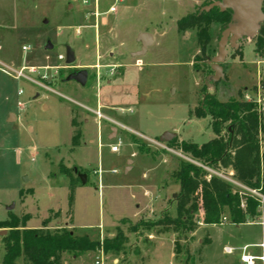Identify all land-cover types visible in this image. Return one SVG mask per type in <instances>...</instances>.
Instances as JSON below:
<instances>
[{
	"label": "rangeland",
	"instance_id": "rangeland-1",
	"mask_svg": "<svg viewBox=\"0 0 264 264\" xmlns=\"http://www.w3.org/2000/svg\"><path fill=\"white\" fill-rule=\"evenodd\" d=\"M214 1L0 0V62L15 70L25 68V76L36 83L0 71V222L9 214L29 213L27 228L41 227L49 216L51 230H72L91 240L101 242L118 230L127 235L117 255L102 250L77 256L64 253L62 264H243L245 245L247 253L261 254L255 245L264 241L259 224L264 214L244 225L214 226L201 224L196 214L197 224L187 237L149 230L143 224L159 218L164 208L175 216L180 187L172 173L181 160L224 172L191 161L172 150L169 142H159L167 131L177 142L197 145L214 138L208 117L189 116L201 106L206 92L219 101L259 98L264 115V50H255L257 35L240 40L237 50L227 47L223 78L210 87L213 72L207 62L216 55L221 25H210L204 54L195 30L177 31L179 19ZM140 33L154 35V42L137 56ZM47 40L52 50H45ZM65 46L75 55L70 65L60 59ZM115 65H122V75H113ZM30 68L35 71L30 73ZM70 70L88 72L85 86L64 81ZM81 105L99 111L106 117L101 122L112 125L118 135L112 141L100 139L96 126L100 119ZM73 118L81 133L76 147ZM116 144L118 151L112 152L111 145ZM128 161L134 162L133 169L125 173ZM61 165L86 175V183L80 182L74 191L69 215L70 180L60 173ZM223 176L232 178L227 172ZM159 232L166 235L156 236ZM5 233L0 229V236ZM225 247L235 250L226 254ZM2 256L0 239V264ZM15 264L25 263L19 259Z\"/></svg>",
	"mask_w": 264,
	"mask_h": 264
},
{
	"label": "trees",
	"instance_id": "trees-1",
	"mask_svg": "<svg viewBox=\"0 0 264 264\" xmlns=\"http://www.w3.org/2000/svg\"><path fill=\"white\" fill-rule=\"evenodd\" d=\"M230 18L229 10L220 12L214 8L209 12L199 14L197 11L195 14L186 15L177 21L176 27L179 33L195 30L200 53L204 54L209 42L210 25L219 23L223 30ZM255 40L256 52L263 51V27H260ZM196 60L199 58H194L193 67ZM189 116L208 117L214 138L202 145L189 141L177 142L173 139L168 143L170 148L191 161L223 170L224 175L227 172L240 184L264 195V154L261 152L264 144V115L257 103L241 98L219 101L215 94L206 92L201 106L193 113L189 112ZM71 123L74 128L72 145L76 147L79 145L81 133L74 118ZM59 171L70 180L69 215L73 194L80 179L74 169L61 165ZM206 176L203 169L181 160L177 170L172 173L173 180L180 187L175 200V216L171 217L166 209L159 218L143 224H148L149 230L157 228V231L162 229L163 232L172 231L187 237L193 233L197 224L194 220L196 214L200 215V223L207 226L220 224L222 217H226L234 225H244L259 216L256 198L246 194L240 196L238 192H234L230 183L214 175L207 180ZM48 213L51 214L52 210ZM31 219L29 213L20 217L9 214L7 220L0 222V229H6V233L0 236L3 247L1 264H15L19 259L25 264H62L61 257L64 253L77 256L99 250L104 254L117 255L127 242V237L120 230L114 237L100 242L91 240L86 235L75 236L72 230H51L48 226L51 221L49 216L41 222V227L27 228L26 224ZM69 223L72 224L71 219ZM137 226H133V229ZM174 248L178 253V244L175 243Z\"/></svg>",
	"mask_w": 264,
	"mask_h": 264
},
{
	"label": "water",
	"instance_id": "water-1",
	"mask_svg": "<svg viewBox=\"0 0 264 264\" xmlns=\"http://www.w3.org/2000/svg\"><path fill=\"white\" fill-rule=\"evenodd\" d=\"M264 0H217L206 6H203L199 10V14L202 12H209L210 10L217 8L220 12L229 10L231 12L230 21L225 28L221 31L220 37L217 43L216 55L209 59L207 62L210 66L213 74L208 77L210 81L207 84L212 87L214 83H217L223 78L222 64L227 56V47L237 50L239 47L238 42L242 39H253L259 32L261 24L264 23V13L262 11V4ZM46 23V22H45ZM138 41L141 43L140 50L135 55L140 56L145 53L147 47L152 42L150 34L140 33ZM53 45L49 40L46 41L45 50H52ZM75 61V55L70 46H65V64L70 65ZM88 78V72L86 70H79L75 74L68 75L64 81H75L80 86H85ZM264 86V81L262 82ZM10 116L9 119L12 118ZM175 135L170 132H164L159 137V142H170ZM131 161H128L124 170L128 172ZM77 172L76 169H74ZM81 184L86 183V175L77 173ZM11 209V208H10ZM8 209V210H10ZM5 231L3 230L2 233Z\"/></svg>",
	"mask_w": 264,
	"mask_h": 264
},
{
	"label": "built area",
	"instance_id": "built-area-1",
	"mask_svg": "<svg viewBox=\"0 0 264 264\" xmlns=\"http://www.w3.org/2000/svg\"><path fill=\"white\" fill-rule=\"evenodd\" d=\"M114 10V9H113ZM23 50H26V48L24 47ZM60 59H64L63 56L60 57ZM24 69H11L10 67L8 66H5L4 64H2L0 62V71L13 77L14 79H26L30 82H33L31 79H29L28 77L25 76L24 74ZM28 71L30 73H33L35 70L34 68H30L28 69ZM34 84H36L35 82H33ZM21 92H19L18 94H20ZM247 101H253L255 103H257V105L260 107V103H261V99H256V100H250L249 98H247ZM96 117L98 119H102L103 116L100 114L99 111H94L93 112ZM122 127V126H120ZM123 128V127H122ZM125 129V128H123ZM111 151L112 152H117L118 151V144L116 145H112L111 146ZM202 169H204L205 171H207V180L210 179V177L212 175L214 176H217L219 178H223V179H226L227 181H229L228 183H230L232 186H234L236 188L235 192H238V194L241 196V195H249L253 198H256V200L258 201V212H259V217L263 218V205H264V195H262L258 190H254V189H249L247 188L246 186L240 184L238 181L234 180L233 178H227L225 176H223L224 174L222 173H216V172H213V171H210L208 168L206 167H203V166H200ZM98 174H100V170H98ZM264 219H262V221L259 223L262 228H264ZM228 222L227 218L226 217H222L221 220H220V224H223V223H226ZM256 247H258L259 249H261V254L259 255H253V254H250V253H247L246 250H247V246L245 245L241 250H242V253L240 255V261L243 263V264H255V261H258L262 264H264V241L261 242L260 244L258 245H255ZM254 246V247H255ZM234 248L232 247H225L224 248V252L226 254H232L234 252ZM95 264H100V262L96 261Z\"/></svg>",
	"mask_w": 264,
	"mask_h": 264
},
{
	"label": "crops",
	"instance_id": "crops-1",
	"mask_svg": "<svg viewBox=\"0 0 264 264\" xmlns=\"http://www.w3.org/2000/svg\"><path fill=\"white\" fill-rule=\"evenodd\" d=\"M151 37H152V42H151V44L154 42V35H151ZM138 43L140 44V47H141V43L138 41ZM150 44V45H151ZM98 66V68H99V70H101V68H105L103 65H97ZM114 68H116L115 70L113 69V75H115L116 77L117 76H120V75H122L121 74V72H120V68H122V65H115L114 66ZM107 84H111V81H107ZM100 103V102H99ZM101 107V105L100 104H98V106L96 107V109L97 108H100ZM81 107L84 109V110H86V111H88V112H94L93 110H96V109H89L87 106H85V105H81ZM94 114V113H93ZM106 117H104L103 119H105ZM110 122H115V123H117V124H119L117 121H115V120H113V119H111V118H107ZM88 122V120H84V123H87ZM105 122V121H104ZM96 126H97V131H98V135H99V137H100V139H102V137H106V139L107 140H111V139H113L114 138V136L116 135H118V131H117V129H115L112 125H110V124H106V122L105 123H102L101 122V119L100 120H98V121H96ZM121 125L119 124L118 125V127H120ZM123 127V126H122ZM121 127V128H122ZM123 128H125V127H123ZM126 130H129V129H127V128H125ZM131 131V130H130ZM131 132H135V131H131ZM168 132V131H167ZM139 133V132H138ZM171 133V132H170ZM139 134H141V135H143L144 136V134L143 133H139ZM159 134H161V133H159ZM163 134V133H162ZM161 134V135H162ZM160 135V136H161ZM175 137H176V135H175ZM174 137V138H175ZM173 138V139H174ZM112 141V140H111ZM180 141V140H179ZM112 146V145H111ZM133 164H134V162H131L130 163V165H129V169H128V172H130L132 169H133ZM165 209H168L169 210V208H164L163 209V211L165 210ZM162 235H166L165 233H158L156 236H162ZM127 236V235H126ZM132 236L136 239V237H135V235H134V233H130V238L131 239H134V238H132ZM156 236H152V239H155V237ZM106 237L107 238H112V237H114V233H112V234H110V235H106ZM149 237H151V236H149ZM130 239V240H131ZM108 255V254H107ZM172 257H174V253H173V246H172Z\"/></svg>",
	"mask_w": 264,
	"mask_h": 264
},
{
	"label": "flooded vegetation",
	"instance_id": "flooded-vegetation-1",
	"mask_svg": "<svg viewBox=\"0 0 264 264\" xmlns=\"http://www.w3.org/2000/svg\"><path fill=\"white\" fill-rule=\"evenodd\" d=\"M262 11H263V13H264V2H263V4H262ZM64 61H65V57H64ZM79 70H70L69 72H68V74H67V76L68 75H70V74H75L76 72H78ZM66 76V77H67ZM88 79V78H87Z\"/></svg>",
	"mask_w": 264,
	"mask_h": 264
}]
</instances>
